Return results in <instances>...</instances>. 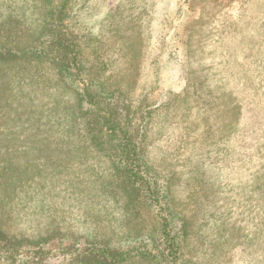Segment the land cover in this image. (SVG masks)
Wrapping results in <instances>:
<instances>
[{
    "label": "rangeland",
    "instance_id": "1",
    "mask_svg": "<svg viewBox=\"0 0 264 264\" xmlns=\"http://www.w3.org/2000/svg\"><path fill=\"white\" fill-rule=\"evenodd\" d=\"M71 11L85 84L127 96L161 204L137 192L124 205L112 162L91 158L85 123L72 133L82 85L70 89L48 63H4L3 232L67 252L56 261L91 264L76 249L117 246L173 213L185 264H264V143L250 135L264 132V0H73ZM44 23V0H0V43L27 46Z\"/></svg>",
    "mask_w": 264,
    "mask_h": 264
},
{
    "label": "trees",
    "instance_id": "2",
    "mask_svg": "<svg viewBox=\"0 0 264 264\" xmlns=\"http://www.w3.org/2000/svg\"><path fill=\"white\" fill-rule=\"evenodd\" d=\"M72 7L73 0H44L45 23L42 32L27 46H8L0 43V64L48 63L70 89L75 90L82 85L78 96L79 113L74 112L75 120L70 122L72 133L83 132L82 124L85 123L88 142L94 145V154L88 153L89 157H85L89 159L90 154H93L91 158H98L102 155L112 162V167L116 171L115 177H119L124 183V191L119 192L121 198L124 195L128 201L127 204L122 200L124 205L133 208L134 200L141 198L160 205L163 191L159 188L161 185L156 181L152 168L145 158L144 145L139 139L140 126L134 125L136 117L131 113L127 96L121 90L116 91L114 88L108 90L103 85L85 84L87 67L82 51L83 45L73 37L74 34H71L70 27L74 25L71 22ZM77 125L79 131L76 130ZM260 132L254 129L250 133L254 144L264 143V132ZM145 135L147 136V130L143 137ZM89 151L91 149H85V152ZM259 160L264 161V149ZM261 171L264 174V165ZM170 207L169 200L164 197V210L170 212ZM167 215L169 216H162L155 229L144 228L135 235L122 237L117 246L112 247L109 241L95 239L86 246L76 249L77 260L91 264H118L121 260L142 258L155 264H185L182 262L181 250L183 234L181 235L178 227L174 226L173 213ZM25 244L24 237L6 235L0 228V262L65 264L55 259L66 256L67 252L64 250L43 248L35 250L25 247ZM108 258L111 261H108Z\"/></svg>",
    "mask_w": 264,
    "mask_h": 264
}]
</instances>
